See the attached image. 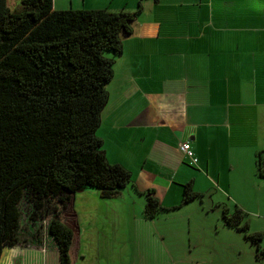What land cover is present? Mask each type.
Masks as SVG:
<instances>
[{
  "label": "crops",
  "instance_id": "0c3cea01",
  "mask_svg": "<svg viewBox=\"0 0 264 264\" xmlns=\"http://www.w3.org/2000/svg\"><path fill=\"white\" fill-rule=\"evenodd\" d=\"M53 5L139 9L115 59L97 130L109 162L132 171L133 196L154 189L160 202L171 192L178 198L180 189H173L178 175L182 181L193 177L195 184L188 161L212 183L214 177L224 179L227 188L219 193L243 206L229 194L233 186H241L240 196L249 188L246 181L263 178L255 162L264 149V0H53ZM185 141L196 162L180 149ZM78 242L79 257L80 236Z\"/></svg>",
  "mask_w": 264,
  "mask_h": 264
},
{
  "label": "trees",
  "instance_id": "16d2710c",
  "mask_svg": "<svg viewBox=\"0 0 264 264\" xmlns=\"http://www.w3.org/2000/svg\"><path fill=\"white\" fill-rule=\"evenodd\" d=\"M138 13L0 0V257L5 246L19 243L24 197L36 211L45 202L61 203L48 232L59 264H76L79 235L70 223L75 192L88 185L112 197L130 183L137 190L132 171L109 162L97 130L122 39L132 33ZM256 168L264 177V149ZM138 193L147 217L164 209L154 189ZM198 196L189 180L174 208ZM62 210L70 215L66 221ZM245 216L237 205L223 207L224 224L242 233L264 260L263 233L250 231Z\"/></svg>",
  "mask_w": 264,
  "mask_h": 264
},
{
  "label": "rangeland",
  "instance_id": "374dc122",
  "mask_svg": "<svg viewBox=\"0 0 264 264\" xmlns=\"http://www.w3.org/2000/svg\"><path fill=\"white\" fill-rule=\"evenodd\" d=\"M185 166L196 175L194 190L201 196L176 208L167 205L180 203L183 184L193 178L182 181L178 175L174 179L177 187H173L181 191L178 198L173 192L164 196V209L154 218L143 212L144 197L133 196L131 183L112 197H104L88 185L79 188L70 222L80 236L77 264H260L255 262L256 247L224 224L223 207L231 211L239 205L219 193L220 188H227L224 179L214 177L218 188L205 175H197V165L186 161ZM257 179L246 181L245 194L236 195L240 185H234L229 194L245 206L239 205L246 212L250 231L264 233V177ZM60 206L58 200H52L36 211L24 197L19 243L4 247L0 264H56L57 244L48 225ZM68 215L63 210L60 213L64 221ZM261 244L264 247V239ZM75 245L78 250L77 240Z\"/></svg>",
  "mask_w": 264,
  "mask_h": 264
},
{
  "label": "built area",
  "instance_id": "2783aa9c",
  "mask_svg": "<svg viewBox=\"0 0 264 264\" xmlns=\"http://www.w3.org/2000/svg\"><path fill=\"white\" fill-rule=\"evenodd\" d=\"M180 149L192 159L193 162H196V158L194 157L193 150L189 144V142L185 141L180 144Z\"/></svg>",
  "mask_w": 264,
  "mask_h": 264
}]
</instances>
